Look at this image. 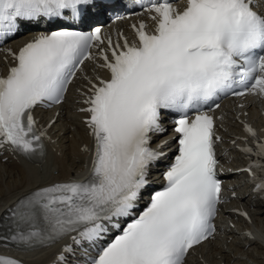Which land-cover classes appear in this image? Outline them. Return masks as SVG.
Listing matches in <instances>:
<instances>
[{"label":"snow or ice","instance_id":"6c2138e0","mask_svg":"<svg viewBox=\"0 0 264 264\" xmlns=\"http://www.w3.org/2000/svg\"><path fill=\"white\" fill-rule=\"evenodd\" d=\"M94 3L0 0V41L20 21H52L66 13L79 20ZM259 7L260 0H187L180 9L169 0H151L155 26L133 24L131 41H113L100 26L61 27L35 35L16 52L8 49L14 64L0 75V148L10 146L40 163L55 120L41 125L35 110L64 102L85 61H101L97 67L108 77H84L88 88L79 111L88 114L94 139L90 175L18 198L0 215V241L32 249L69 238L56 264H68V255L76 254L73 244L84 250L86 264H187L192 250L215 238L221 203L216 145L222 137L211 113L223 96L264 98ZM165 111L177 114L178 154L164 172L165 186L137 212L150 168L162 155L151 142L166 131ZM244 127L256 139L254 147L241 149L250 162L239 171L249 172L256 190L264 191V137L252 125ZM85 243L94 254H87ZM0 264L24 262L0 255Z\"/></svg>","mask_w":264,"mask_h":264},{"label":"bare ground","instance_id":"6f19581e","mask_svg":"<svg viewBox=\"0 0 264 264\" xmlns=\"http://www.w3.org/2000/svg\"><path fill=\"white\" fill-rule=\"evenodd\" d=\"M19 39L14 41L20 43L22 38ZM3 69L5 70V63L0 64V70ZM97 71L102 70L94 63L87 69V73ZM74 92V90L69 91L72 100L48 110L37 111L40 121L46 124L58 110L55 123L48 128V149L42 163H33L22 157H14L16 154L10 152H8L9 155L4 153L0 156V215L20 195L33 188L49 184L57 179L72 176L82 178L87 175L86 162L90 139L83 126L81 113L75 108L73 100L77 96ZM242 109L250 111L249 114L243 115H248V118L264 133V113H261V109L255 105H248ZM229 115L231 116L229 122L233 123L230 128L237 129V122L233 120L231 113ZM4 155H8L5 161L1 158ZM237 176L238 174H231L229 177ZM242 180L241 177L232 181L237 182L239 199L247 203L252 211V220L248 226L252 235H245L238 221L236 228L233 227L224 233L222 238L202 244L190 258L189 264H264V200L253 194L247 182L242 183ZM55 250L56 244L28 252H8L29 264H49Z\"/></svg>","mask_w":264,"mask_h":264}]
</instances>
